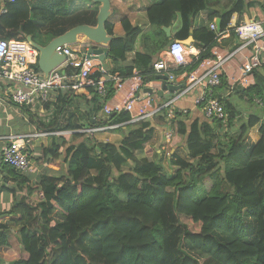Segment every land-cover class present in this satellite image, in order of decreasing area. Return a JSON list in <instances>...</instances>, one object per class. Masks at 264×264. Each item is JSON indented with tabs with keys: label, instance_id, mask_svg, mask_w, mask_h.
Wrapping results in <instances>:
<instances>
[{
	"label": "trees",
	"instance_id": "trees-1",
	"mask_svg": "<svg viewBox=\"0 0 264 264\" xmlns=\"http://www.w3.org/2000/svg\"><path fill=\"white\" fill-rule=\"evenodd\" d=\"M184 1L163 0L148 8L149 25L159 32L158 49L168 43L161 27L176 23L178 31L184 30L205 9V0L189 5ZM67 2H7L0 14V39L23 42L30 36L45 46L76 26L96 25V9L72 13ZM121 25L123 37L113 39L107 48L114 65L111 74L127 79L136 71L145 85L156 77L154 64L148 55L136 54L133 66L122 68L140 30L127 19ZM105 29L113 36L111 24L106 23ZM194 35L203 51L188 72L184 70L187 73L214 59L210 49L215 33L200 27ZM35 69L39 71L37 65ZM88 89L97 111L115 93L111 83H106L103 98L93 87ZM70 93H59L54 118L47 124L28 108L17 106L40 133L72 131L76 143L68 145L63 139L59 144L62 138L50 137L51 149L43 156L62 160L56 178L42 171L33 183L26 173L2 166L1 173L14 186L5 190L21 197L14 199L11 209L0 212V251L11 247L10 235L17 230L21 257L9 260L0 254V264H264V119L260 123L259 116L251 115L231 134L234 125L229 116L234 110L215 97L228 114L226 128L220 122L187 126L179 120L180 113L170 121L161 110L166 125H176L177 134L185 138V154L192 158L188 162L177 152L144 150L154 131L149 119L130 124V115L122 111L93 123L78 109L66 112L64 100ZM242 97L252 106L254 99L264 101V80L244 90ZM4 99L11 101L5 94ZM259 123L260 139L248 150L246 138ZM83 125H116L110 131L121 142H95L77 132ZM180 217L189 225L181 224Z\"/></svg>",
	"mask_w": 264,
	"mask_h": 264
},
{
	"label": "crops",
	"instance_id": "crops-1",
	"mask_svg": "<svg viewBox=\"0 0 264 264\" xmlns=\"http://www.w3.org/2000/svg\"><path fill=\"white\" fill-rule=\"evenodd\" d=\"M83 1V0H82ZM81 0H68L72 5V13L88 9L86 7L87 3ZM112 4V16L108 19L109 24L112 25V33L116 38L123 37L124 32L122 30L121 22L127 19L132 27L139 28L140 35L136 39L134 44V50L126 56V61L122 64V68L132 67L133 61L136 54L148 55L150 57L151 63L162 60L166 65H170V58L167 55V49L173 42H182L186 48L187 53V63L184 66H177V70L173 71V74L178 77H185L188 71L186 70L189 65L195 62L200 53L203 51V44L195 38V31L202 27L208 29V31L215 33V41L211 46L210 53L214 59H206L203 61L196 69L192 72H197V74H202L205 72L208 66H210L217 59H223L221 68L220 82L217 87L210 91L211 98L215 97L219 99L222 105H230L234 110L232 117V122H243L251 115L259 116L260 123L264 119V108H260L256 105L253 100V106L246 102V98L242 97V92L251 86L259 84L264 80V74H261L256 70L252 75L242 76L240 74V68L244 64L250 54L252 53V47H243L240 40L237 38L233 31V28L239 24L254 21L259 23L264 29V0H205V9L200 11L194 18H192L191 26L184 27V30L178 31L180 25L177 27L176 23L169 25L167 27H161L160 30L165 34L168 43L161 49L157 48L155 44V38L158 35V30L152 28L149 25L147 18V10L150 6L161 3L163 0H110ZM193 0H185L182 4L189 5ZM199 1V0H197ZM67 2V5H68ZM196 2V0H195ZM88 6V5H87ZM95 9V8H93ZM231 13L226 16L225 13L232 10ZM225 16V17H224ZM262 19V21H258ZM219 21L220 32H217L216 22ZM215 25V31L210 29V25ZM199 37H203L200 35ZM81 43H85L82 37H79ZM23 42H26L23 41ZM27 43V42H26ZM29 44V43H28ZM108 48V47H107ZM107 48H104V52H107ZM73 49V46H72ZM211 62V63H210ZM102 67L111 74L114 65L111 63L110 59L107 57L104 62H100ZM210 63V64H209ZM61 73L69 74L71 72L68 68L59 67ZM62 69V70H61ZM186 70L187 72H185ZM182 71V72H180ZM180 72V73H179ZM191 73V72H190ZM156 76H166V73L162 72L160 75ZM180 82V80L178 81ZM183 83H171L168 84L172 86L180 87L184 86ZM166 83V84H167ZM164 82L154 79L153 81L145 84L139 92L137 93L141 99L149 102V106L153 109H159L164 106L169 100H171L176 95L179 98L174 103L176 112L180 113L179 120L183 121L187 126L191 125L193 122L205 123L208 122L203 114V106L195 105V100L204 88L196 87L188 92H186L185 87L177 92L162 91ZM151 89L152 93H144V90ZM127 86L118 92H115L113 97L103 103V108L101 111H97V104L92 102L93 95L90 93L89 89H84L80 91H72L67 95L65 101V106L67 109L65 111L74 112L75 109L82 112L83 114L89 115L92 122H99V120L104 117L103 110L105 107H110L120 109L123 103L124 94H126ZM5 90L0 88V158L1 149L5 144V139L9 135H34L35 133H40L32 125L28 115L19 109L13 102L4 99ZM65 94L61 92V95ZM3 95V96H2ZM59 95V94H58ZM58 97V96H57ZM57 97L54 99L55 102L51 106H46L43 113L34 114L35 116L43 117L40 118L41 122L48 123L50 119H53V113L56 112V102ZM58 107V106H57ZM37 111V110H36ZM39 111V110H38ZM185 112L182 114V112ZM122 112V111H121ZM119 113V112H118ZM134 113V112H133ZM135 114V113H134ZM162 113L156 114L154 119L151 120V126L153 128V138L154 140L150 142V146L145 145L144 150H155L157 154L172 155L179 149L184 150L185 138L182 135L177 134V127L174 124L169 126L166 125L165 119H162ZM227 114V113H226ZM50 117V118H49ZM240 123V124H241ZM260 123L253 127L247 138L246 146L248 150H251L254 145L259 141V127ZM89 126L83 125L82 129H86ZM82 131V130H79ZM77 131V132H79ZM166 131H172L173 136L170 140H166ZM111 131H106L96 135H105ZM43 133H54V132H43ZM62 138L58 143L62 144L64 142L68 145L75 144L72 138V131L68 132H58ZM112 133V132H111ZM114 134V133H113ZM69 135V136H67ZM94 135V136H96ZM91 136V137H94ZM65 137H70L66 139ZM97 137V136H96ZM95 137V138H96ZM156 137V139H155ZM105 142V140H103ZM112 140H107L110 142ZM115 144L118 145L121 142V137L116 134ZM52 139L50 137L46 138H33L27 141V153L30 160V169L27 171V175L33 183L38 181L39 176L42 171L46 173L49 177H59L61 173V159H53L50 156L44 158L43 151H48L51 149ZM112 143V142H111ZM63 149L61 148V151ZM185 151V150H184ZM2 165L0 164V212L8 211L14 205V199L21 197V193L16 192V196L12 195L5 190V188H14L8 180H6L5 175L1 173ZM13 233V232H12ZM16 234V233H15ZM14 234V235H15Z\"/></svg>",
	"mask_w": 264,
	"mask_h": 264
},
{
	"label": "built area",
	"instance_id": "built-area-1",
	"mask_svg": "<svg viewBox=\"0 0 264 264\" xmlns=\"http://www.w3.org/2000/svg\"><path fill=\"white\" fill-rule=\"evenodd\" d=\"M14 0H0V14L4 12L5 4ZM210 29L215 31V25L211 24ZM235 34L243 47L251 46L252 53L248 60L242 64L240 74L244 77L252 75L257 69L264 68V29L254 21L245 22L234 27ZM93 43H81L80 51L75 52L72 46L62 45L55 48V53L65 58L62 66L71 70L69 74L61 73L60 69H53L46 77L35 69L38 53L28 42L7 41L0 39V88L4 94L11 98V101L20 108H28L31 113H43L48 104H53L59 93L80 91L93 87L97 94L103 98L106 95V83H111L115 92L123 90L127 86L126 94L123 97L121 108L105 107L104 117L118 112H127L130 116L128 123L135 124L143 120L150 121L165 110L166 119H174L176 108L174 103L179 98L176 95L169 100L162 108L153 109L149 102L137 94L142 84L138 72L133 71L130 78L122 79L118 75L108 73L100 61L94 59L88 51L94 48ZM170 58V65L162 60L152 66L156 75L166 73L171 83H183L186 92L196 88H204V91L195 100V105L203 106V114L208 122H220L224 128L228 124V114L224 112L220 103L209 96L210 91L217 87L220 82L221 66L223 59H217L207 67L204 73H185V77L178 78L173 74L177 66H184L187 63L186 48L182 42H173L167 49ZM211 63V62H210ZM209 63V64H210ZM62 70V69H61ZM96 76H98L96 78ZM180 80V82H178ZM172 83V84H173ZM55 99V100H54ZM256 105L264 108V101H255ZM37 110V111H36ZM39 110V111H38ZM135 114H134V113ZM185 112L183 111L182 114ZM118 126L88 127L79 133L88 137L99 133L116 129ZM226 130V129H224ZM60 136V133H35L34 135H9L1 149L0 164L10 166L19 174L27 173L30 169L28 154L24 151L27 141L33 138H46ZM172 131H166L165 138L170 140Z\"/></svg>",
	"mask_w": 264,
	"mask_h": 264
},
{
	"label": "water",
	"instance_id": "water-1",
	"mask_svg": "<svg viewBox=\"0 0 264 264\" xmlns=\"http://www.w3.org/2000/svg\"><path fill=\"white\" fill-rule=\"evenodd\" d=\"M87 3L86 7L88 9L95 8L97 11L96 16V25L88 26V25H80L72 28L61 36H58L51 40L47 45L40 46L32 41V38L28 36L26 38V42L30 44V46L37 51V67L41 73L46 77L53 69H58L61 67L65 58L63 56H59L55 53V48L68 45L73 46V50L75 52L80 51V40L79 37H82L84 41L87 43H93L95 45L94 48L88 51V54L92 55V57L100 62H104V59L107 57V52H104V48L108 47L110 42L116 37L108 35L105 26L108 22V19L112 16V4L110 0H83ZM217 32H220V24L219 21L216 23ZM259 73L264 74V68L257 69ZM156 80L164 82L162 91L169 92H177L180 89L184 88V86L176 87L168 84V77L166 76H156ZM167 83V84H166ZM144 93L151 94V89L144 90ZM114 115V114H112ZM111 115V116H112Z\"/></svg>",
	"mask_w": 264,
	"mask_h": 264
},
{
	"label": "rangeland",
	"instance_id": "rangeland-1",
	"mask_svg": "<svg viewBox=\"0 0 264 264\" xmlns=\"http://www.w3.org/2000/svg\"><path fill=\"white\" fill-rule=\"evenodd\" d=\"M71 4L68 2V8H70V10H72V8H71ZM64 66H62V68H63ZM40 118H43V117H40ZM39 118V116H38V119L39 120H41ZM50 118V117H49ZM240 123L241 122H237L236 124L235 123H233V125H234V127H233V129H232V131H231V134L232 133H235L236 131H237V129H238V126L240 125ZM154 135V134H153ZM67 136H69V135H67ZM97 136V137H96ZM96 136H94V137H92L93 138V140L95 141V142H103V140H105V141H107V140H112V141H110V142H112V143H116V142H114L115 141V139H116V134H113V133H106L105 135H96ZM96 137V138H95ZM66 139H70V137H65ZM155 139H156V137H155ZM154 140V138L152 137L151 138V140L146 144L148 147H151L149 144H150V142L151 141H153ZM74 143H76V141H73ZM77 142H79V140H77ZM184 149H185V146L183 147ZM177 154L181 157V159L183 158V159H185V160H187L188 162H192V158H187V156H186V154H185V151L183 150V149H179L178 151H177ZM151 156V155H150ZM198 157V156H197ZM165 159L166 158H164V162H165ZM197 158L196 157H193V160H196ZM206 187H207V189L209 188V182L208 183H206ZM179 222L181 223V224H183V225H189V222H188V220L185 218V217H180L179 218ZM16 233V234H15ZM15 234V235H14ZM10 241V246L11 247H9V249H3V250H1L0 251V254H1V256L2 257H5V258H7V259H9V260H14V259H17L18 257H21V248L19 247V242H18V236H17V230H14L13 231V233H11V235H10V239H9Z\"/></svg>",
	"mask_w": 264,
	"mask_h": 264
},
{
	"label": "flooded vegetation",
	"instance_id": "flooded-vegetation-1",
	"mask_svg": "<svg viewBox=\"0 0 264 264\" xmlns=\"http://www.w3.org/2000/svg\"><path fill=\"white\" fill-rule=\"evenodd\" d=\"M82 1V0H81ZM83 2V1H82Z\"/></svg>",
	"mask_w": 264,
	"mask_h": 264
}]
</instances>
